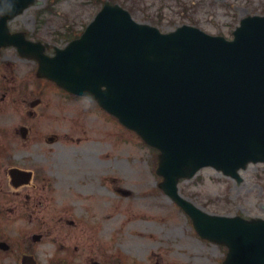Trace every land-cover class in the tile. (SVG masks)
<instances>
[{
    "label": "rangeland",
    "instance_id": "rangeland-1",
    "mask_svg": "<svg viewBox=\"0 0 264 264\" xmlns=\"http://www.w3.org/2000/svg\"><path fill=\"white\" fill-rule=\"evenodd\" d=\"M105 1L40 0V5L26 10L13 26L27 28L34 37L63 47L84 32ZM109 1L129 10L137 22L162 32L188 24L229 39L243 18L264 15V0ZM26 74L27 67L21 66L19 76ZM47 102L48 116L37 118L38 126L59 134L58 141L36 139L42 144L22 147L17 153L38 156L36 163L48 170L53 191L44 190L43 202L31 197L27 208L18 209V213L27 212L24 220L4 217L5 232L14 234L21 227L29 234L42 235V240L34 243L40 262L223 264L227 249L201 239L188 216L159 189L161 178L155 174L158 151L123 127L116 129L114 122L87 100L67 102L51 93ZM241 176L238 183L206 168L182 181L180 193L206 212L264 219V164L249 165ZM94 191L101 193L104 204L117 217L116 223L106 226L103 238L104 227L90 225L92 212L86 197ZM22 254L15 249L0 258L17 260Z\"/></svg>",
    "mask_w": 264,
    "mask_h": 264
},
{
    "label": "water",
    "instance_id": "water-1",
    "mask_svg": "<svg viewBox=\"0 0 264 264\" xmlns=\"http://www.w3.org/2000/svg\"><path fill=\"white\" fill-rule=\"evenodd\" d=\"M34 3L22 0L0 19L1 42L10 39L8 20ZM235 36L229 42L190 27L162 35L106 3L39 74L97 100L161 151V188L202 237L229 247L225 264H264V220L212 216L178 192L180 179L205 166L240 181L241 168L264 162V18L244 20Z\"/></svg>",
    "mask_w": 264,
    "mask_h": 264
},
{
    "label": "flooded vegetation",
    "instance_id": "flooded-vegetation-1",
    "mask_svg": "<svg viewBox=\"0 0 264 264\" xmlns=\"http://www.w3.org/2000/svg\"><path fill=\"white\" fill-rule=\"evenodd\" d=\"M47 51L50 52L51 47ZM18 61L31 62L22 59L15 47L0 50V242L8 244L11 242L16 249H23L25 253L19 262L2 258L0 264H65V262H37L33 258L32 248L35 245L33 243H37L34 240L36 234H29L21 227H18L14 234L2 229L4 217L11 216L19 221L24 220L27 212L18 213V209L27 208L31 197L38 202H43L44 190L48 193L53 191V184L47 174L48 170L36 163L38 156L36 154H32L31 157L25 154L18 155L17 150L33 144L39 146L42 143H37V140L46 137L45 143L58 141L59 134L48 133L43 126H38L40 120L37 118L48 116L49 94L56 93L63 97L66 94L46 79H39L36 83L31 82V66L23 65L27 67V74L19 76L21 65L17 64ZM12 122L15 123L12 124ZM40 136L42 137L39 138ZM65 136L69 134L66 133ZM16 160H22L29 166L17 164ZM19 199L24 200L25 204ZM40 236L39 242L42 240V235ZM114 264H121V262Z\"/></svg>",
    "mask_w": 264,
    "mask_h": 264
},
{
    "label": "bare ground",
    "instance_id": "bare-ground-1",
    "mask_svg": "<svg viewBox=\"0 0 264 264\" xmlns=\"http://www.w3.org/2000/svg\"><path fill=\"white\" fill-rule=\"evenodd\" d=\"M72 183V181H70V184ZM69 195H67V198L69 200ZM86 198V204L88 205L87 207H89V209L91 210V221H90V225L94 226L96 225V228L98 227H104V230L101 233V237H105L107 232L105 231L106 226L112 225L114 223H116L117 221V217L116 216H112V212L110 210V207H107L104 204V200H103V196L101 195V193L98 192H91L90 195H88ZM112 213V214H111ZM136 223H132L131 226H136ZM141 238H144V235L139 234L138 235ZM137 247V246H136ZM138 248V247H137Z\"/></svg>",
    "mask_w": 264,
    "mask_h": 264
},
{
    "label": "clouds",
    "instance_id": "clouds-1",
    "mask_svg": "<svg viewBox=\"0 0 264 264\" xmlns=\"http://www.w3.org/2000/svg\"><path fill=\"white\" fill-rule=\"evenodd\" d=\"M21 3L22 0H11V3H8V0H0V19H6L14 15ZM5 8H7V10H5Z\"/></svg>",
    "mask_w": 264,
    "mask_h": 264
}]
</instances>
